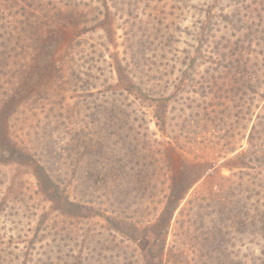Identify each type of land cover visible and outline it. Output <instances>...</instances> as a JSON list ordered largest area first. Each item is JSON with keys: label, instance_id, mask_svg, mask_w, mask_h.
<instances>
[{"label": "rangeland", "instance_id": "obj_1", "mask_svg": "<svg viewBox=\"0 0 264 264\" xmlns=\"http://www.w3.org/2000/svg\"><path fill=\"white\" fill-rule=\"evenodd\" d=\"M0 130V264H264V0H0Z\"/></svg>", "mask_w": 264, "mask_h": 264}, {"label": "trees", "instance_id": "obj_2", "mask_svg": "<svg viewBox=\"0 0 264 264\" xmlns=\"http://www.w3.org/2000/svg\"><path fill=\"white\" fill-rule=\"evenodd\" d=\"M234 29V28H233ZM237 42H238V40L235 42V44H234V46H233V49L231 50L232 52H230V53H236V52H238V54H244L245 52H243L242 51V49L241 48H239L238 46H237ZM226 48H228V45L226 46L225 44H224V49H226ZM225 57H227L226 55H224L223 54V58H225ZM220 61H224V60H220ZM241 66L242 67H240V69L242 70V71H244V72H249V71H252V68H254V67H252V66H250V65H248L247 64V62H244V64L242 63L241 64ZM223 70L224 69H226L225 67H221ZM236 70H239V67H236L235 68ZM0 133H2V130H0ZM2 139V138H1ZM0 139V140H1ZM9 139H10V137H7L6 138V140L9 142ZM97 139H99V138H97ZM12 148H14V150L15 151H17V153H21L22 154V152H20L21 150H18V149H20V147H17V146H12ZM101 149H102V146H101V144L99 143V142H95V148H94V150L92 151L91 150V153L89 154L90 155V157L91 156H93V157H88V152L86 153V154H84L83 155V159L84 158H86L85 159V163H83L84 164V166H82V168H80L81 170H82V174H81V177L83 178V180H82V182H81V185H83V186H85V188H84V194H86V191H90L89 192V194H88V196L92 193H94L95 192V187H96V185L100 182L99 181V176L101 175L100 174V172H102L103 171V167H102V164L100 165V167L97 169V167H96V163L98 162V160H99V158L98 157H102L101 155ZM85 153V152H84ZM80 155V154H79ZM96 157V158H95ZM35 163V167L36 168H38V170H39V172H41L42 173V175H43V177H44V181H46V182H48V183H50V184H52V185H54L53 183H54V181H55V179H58V177H56L55 179H54V176H52L53 174V172L52 171H50V168L49 167H46V165H48L47 164V162L46 161H44V160H40L39 162H34ZM82 164V165H83ZM106 166H107V164H105ZM85 169V170H84ZM50 171V172H49ZM111 172H112V176L114 175V177H113V183H115V184H113L115 187H118V185L120 184V183H116V181L118 180V179H120L121 177H122V171H121V169H120V167L116 170V169H111ZM101 177V176H100ZM111 176H108L107 177V179H109ZM40 181V180H39ZM56 182V181H55ZM55 188V191L57 192V193H59V187L56 185V187H54ZM92 194H91V196H92ZM86 197V196H85ZM64 200H65V203L66 204H69L70 206H74V207H76V208H80V204L79 203H76V202H71V201H69V199H68V197L66 196H64ZM82 203H84V204H89V205H92V201H88V200H85V198L82 200ZM82 208V207H81ZM90 209H92V208H89V210Z\"/></svg>", "mask_w": 264, "mask_h": 264}]
</instances>
